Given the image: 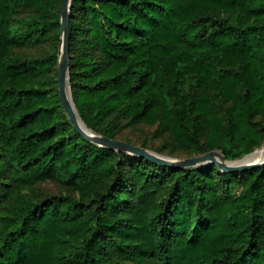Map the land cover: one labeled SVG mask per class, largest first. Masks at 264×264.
Instances as JSON below:
<instances>
[{
	"label": "trees",
	"instance_id": "trees-1",
	"mask_svg": "<svg viewBox=\"0 0 264 264\" xmlns=\"http://www.w3.org/2000/svg\"><path fill=\"white\" fill-rule=\"evenodd\" d=\"M63 1L0 0V264H264V166L171 167L92 142L62 104L57 52L14 53L60 39ZM68 56L97 134L156 125L226 159L264 140V0H71ZM47 180L79 193L37 194Z\"/></svg>",
	"mask_w": 264,
	"mask_h": 264
},
{
	"label": "water",
	"instance_id": "water-1",
	"mask_svg": "<svg viewBox=\"0 0 264 264\" xmlns=\"http://www.w3.org/2000/svg\"><path fill=\"white\" fill-rule=\"evenodd\" d=\"M70 3H71V0H64L63 6H62V17H61L62 55L60 58V63H59V68H58V72H59L58 89H59V95H60L62 104L65 110L67 111L68 116L70 117V119H72L75 127L83 135H85L92 142H95L101 146L112 148L117 151L127 152L129 154L136 155V156L146 157L158 163H162L166 166H171V167L174 166V167L186 168V167H199V166H205L208 164H214L218 167V169L221 172L232 173V172L247 171V170H251V169L264 166V157H256V158H253L247 161L245 160L241 164L230 165L220 160L216 156L215 150H212L205 154L193 155L191 157L171 158L168 156L158 154L154 151H151L149 149H146L136 144L128 143V142H125L119 139L109 138V137H105L103 135L97 134L93 132L92 129L87 127V125L85 124L82 118L81 119L86 125V128L81 127L78 121L77 114H76L77 108H76V105H75V102L72 96V89L70 86V66H69L70 61H69V56H68ZM262 148H264V142L261 145V147H258L257 149L253 150L250 153H247L246 155L254 154L258 150H261ZM242 159H244V156L241 157L239 160H242Z\"/></svg>",
	"mask_w": 264,
	"mask_h": 264
},
{
	"label": "rangeland",
	"instance_id": "rangeland-1",
	"mask_svg": "<svg viewBox=\"0 0 264 264\" xmlns=\"http://www.w3.org/2000/svg\"><path fill=\"white\" fill-rule=\"evenodd\" d=\"M45 52H57L58 54L57 65L59 68L60 58L62 55L61 34H60V39L56 42H47L42 45H29L18 49L16 52L14 51L15 54L18 53L20 56L24 58L40 56L43 55ZM156 128H157L156 125L138 123L129 128L124 129L122 133V138L124 141L128 140V142L130 143L142 146L158 154L168 156L171 158H185L195 155V153L187 152L186 149L179 147L177 142L173 139V137H171L170 134L164 133L158 135L156 133ZM263 142L264 140H262L261 143L258 146H256L255 149L261 147ZM214 150L219 154H221L222 156H224L220 150L218 149H214ZM245 155L246 154L242 155L241 157ZM241 157L234 159H227V160H236V159H240ZM241 190H242L241 185L234 184L232 187L233 195H238L241 192ZM35 191L37 194L43 196L62 195V194L77 195L79 193L78 190L74 189L73 187L62 185L53 180L40 182L39 184L36 185Z\"/></svg>",
	"mask_w": 264,
	"mask_h": 264
},
{
	"label": "bare ground",
	"instance_id": "bare-ground-1",
	"mask_svg": "<svg viewBox=\"0 0 264 264\" xmlns=\"http://www.w3.org/2000/svg\"><path fill=\"white\" fill-rule=\"evenodd\" d=\"M76 111V110H75ZM76 114H77V117H78V121H79V124H80V126L81 127H83V128H86V125L84 124V122L82 121V119H81V117H80V115L78 114V112L76 111ZM216 156L220 159V160H222V161H224V162H226L227 164H230V165H235V164H241L242 162H244L245 160L247 161V160H250V159H253V158H256V157H264V148H262L261 150H258L256 153H254V154H250V155H246V156H244V159H242V160H226V159H224V157L221 155V154H219L218 152H216Z\"/></svg>",
	"mask_w": 264,
	"mask_h": 264
}]
</instances>
